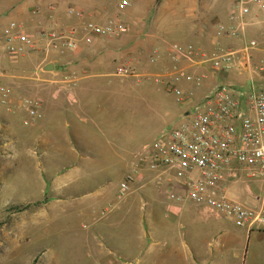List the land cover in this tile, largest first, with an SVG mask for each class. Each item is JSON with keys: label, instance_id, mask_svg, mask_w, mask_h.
Wrapping results in <instances>:
<instances>
[{"label": "rangeland", "instance_id": "obj_1", "mask_svg": "<svg viewBox=\"0 0 264 264\" xmlns=\"http://www.w3.org/2000/svg\"><path fill=\"white\" fill-rule=\"evenodd\" d=\"M21 1L25 0H0V10ZM29 1L35 2V11L39 12L42 25H46L49 8L56 6L49 4V0H40V3L38 0ZM103 1L111 14L116 15L111 19L131 25L138 21L146 22L143 36L165 38V46H159L155 52L149 49L147 59L165 54L172 60L166 47L175 42L182 43L179 36H182L186 24L183 9L178 6H165L163 9L154 4L145 7L139 1L135 8L128 5L120 10L117 8L119 0ZM202 1L207 5L199 6L214 7L223 2ZM63 3L77 5L72 0H62ZM64 6L61 10L66 14ZM223 9L225 13L229 8L223 5ZM23 10L29 12L26 8ZM63 24L74 26L75 23ZM29 25L34 30L39 22L33 19ZM254 28L248 26V37L261 38L250 36ZM130 34L126 32L123 35ZM224 40L235 43L236 39ZM220 42L214 51L228 44L222 39ZM42 52L43 45L37 41L36 50L24 56L9 57L8 61L0 63L1 73L7 75L0 76V84L21 83V87L13 89L15 100L9 109L0 107V264H194L197 248L204 252L205 247L210 248L217 241L257 239L258 231L252 232L250 237L249 234L245 236L246 226L237 224L234 219L206 217L201 207L190 206V213L187 210L179 212L171 205L169 208L165 196L159 201L158 213L156 210L152 212L154 204L147 196L146 187L118 197L119 184L133 167L138 143L132 146L107 143L109 129L105 126L101 129L98 146L78 152L80 167L68 168L72 160L54 151V145L48 142V130L39 125L44 120L43 114L35 124L24 125L25 111L16 106L18 99L36 96L37 88L48 85V76L36 74L31 67L28 68ZM262 56L263 52L253 51L251 72L255 79L258 78L255 66L262 64L259 62ZM22 62L26 67L21 66ZM249 74V69L241 72L231 70L227 74L211 69L201 78L200 85L205 87L204 91L222 83L246 85ZM182 83H185L184 78L176 82L177 85ZM206 83L209 85H204ZM166 95L172 106L177 104V95L173 91ZM43 106L40 105L41 113ZM128 113L130 111L125 113V107L118 102L106 113L105 120L117 118L122 120L118 121L119 126L121 123L132 125L134 121ZM91 121L87 118L85 122L89 128L92 127ZM67 132L66 127L63 133ZM61 138L59 136L62 142ZM152 138L148 135L145 141ZM243 178V186L249 184L254 194L261 193L258 182ZM184 204V208L189 206ZM254 227L262 228L264 223ZM245 263L240 256L231 255L220 261V264Z\"/></svg>", "mask_w": 264, "mask_h": 264}, {"label": "built area", "instance_id": "obj_2", "mask_svg": "<svg viewBox=\"0 0 264 264\" xmlns=\"http://www.w3.org/2000/svg\"><path fill=\"white\" fill-rule=\"evenodd\" d=\"M129 4L121 0L120 9ZM68 16L80 18L84 10L65 5ZM264 27V0H231L227 20L217 24L215 38L236 39L225 48L207 53L191 44L173 43L170 53L173 60L185 58L193 62H210L212 69L220 74L231 70L241 72L249 69L248 84H217L195 100L192 93L179 87L182 78L200 85L205 75H195L183 67L154 74L156 81L166 82L180 104L186 106L183 121L161 132L134 154L133 167L119 184L118 197L130 193L137 184H149L154 190L162 189L165 180L180 183L181 189H164L167 200L173 204L192 202L205 212L235 220L241 226L251 228L264 223V57L257 69L258 78L251 71L253 51L264 53V36L248 37V26ZM129 27L118 19L106 23L92 20L81 21L78 26L60 27L53 21L48 27L28 30L17 19L2 29L0 52L8 57L24 56L37 49V37L44 38L43 49H75L79 32L83 41L89 43L93 36H119ZM120 75H135L129 68L117 67ZM0 76H7L0 71ZM11 85L0 84V107L9 109ZM41 99L37 96L22 97L16 106L23 108L22 123L33 125L41 117ZM173 174V175H172ZM256 181L261 193L253 194L258 206L246 205L229 195V185L243 182L244 178ZM135 187H132L133 185Z\"/></svg>", "mask_w": 264, "mask_h": 264}, {"label": "crops", "instance_id": "obj_3", "mask_svg": "<svg viewBox=\"0 0 264 264\" xmlns=\"http://www.w3.org/2000/svg\"><path fill=\"white\" fill-rule=\"evenodd\" d=\"M72 1L77 4L74 6L84 10L82 17H71L64 14L61 9L66 4H62V0H49V4L53 3L56 8L52 9L48 6L51 10H49V19L46 25H42L43 22L40 15H38L39 12L36 13L35 11L37 6H35L34 1L25 0L9 4L5 10H0V34L10 20L14 19L20 20L28 30L35 31L41 27L49 26L53 21H56L60 27L69 26L64 25V22H73L75 23L74 26H78L81 21L87 20L103 24L116 16L111 14L103 0ZM120 1H118V4ZM128 1V5H132L134 8L136 2L140 1L145 7L154 4L163 9H165V6H178L183 9L186 24L183 27L182 36H179L182 39V43H180L182 45L191 44L210 53L219 46L220 39L223 43L225 42L224 39L226 38L216 40L215 31L219 22L227 20L228 12L224 13L223 5L229 8L231 0H223L222 4H216L214 7L209 5L208 8L204 5L199 6L203 3L207 5L206 1L202 0ZM37 2L40 3L41 1L38 0ZM46 2L48 3V1ZM134 3L135 5H133ZM125 7L120 9L117 5L120 10L125 9ZM24 8L29 12L25 13ZM59 11L61 12L59 13ZM33 19H36L39 25L31 30L32 26L29 24ZM126 25L129 27L128 32L131 33L129 36L123 34L113 37L93 36L92 41L89 43L83 41L80 33L76 32L77 36L75 37L78 39V46L75 49L62 51L43 49L41 56L34 58L28 66V68H32L34 73L46 75L49 78L47 79L48 85L37 88L35 93L41 99L40 105L44 104L43 113H41L44 120L39 125L48 130L47 134L50 136L48 142L50 145H54L52 147L55 149L54 151L72 160L68 168L80 167L79 161L81 159L77 157V154L81 152V149L87 150L99 145L103 126L109 129L107 143H115L120 146L130 144L132 146L138 143L137 151H139L143 144L150 142L161 132L169 130V125L172 124L174 127L183 121V113L187 105L184 106L177 102L172 106L166 95L172 90L168 88L165 80L160 82L152 79L151 77L154 74H162L178 66L185 68L191 74H204L206 76L207 72L212 69L211 64L207 62L197 63L185 58L173 60L170 53L171 46L169 45L166 49L172 60L165 54H158V57H154V59L153 57H149L150 60L147 59L149 49H153V52H155L159 46H165V38L143 36L142 32L147 26L146 22L143 21ZM250 33V36H264V27L255 26ZM245 36H248L247 31ZM37 41L41 42L44 47V38L38 36ZM240 41L241 39L235 40V43ZM225 43H228V41ZM8 59L9 57L4 52H0V63L6 62ZM153 60L154 63H151ZM47 62L53 63V70L44 71L42 69V66ZM23 63H21V66L25 65ZM120 65L129 68L135 75L118 74L117 67ZM204 85H209V83ZM178 86L188 93H192L195 100L200 99L204 92H207L204 91V86L196 85L192 81L185 80V83L178 84ZM11 87L10 100L14 102L13 89L21 87V83H13ZM118 102L125 107V113L128 110L130 111L128 117H132L134 124L125 126L121 123V126H119L120 122L118 121L120 119L116 118L108 122L105 120L106 113ZM87 118L92 120V127L90 128L85 124ZM66 127L68 132L64 134L63 131ZM148 135L153 136V138L145 141ZM59 136H62V142L59 140ZM59 145H65V147H59ZM242 183L244 182L239 181L230 184L229 195L243 204L258 206L259 202L253 198L254 192L249 184L245 183L243 186ZM144 187L148 188L147 196L154 204L152 212L156 210L157 213L160 207L159 201H162V196L166 197L164 189L171 188L179 191L182 188L178 182L165 180L160 190L152 189L149 184L143 186L137 184L132 191ZM243 187L245 190H243ZM145 203L147 204L148 201L145 200ZM184 203L189 206L184 208V205H186ZM170 205L179 212L187 210L188 213H190V206L200 207L192 202H183L177 205L169 202V208H171ZM202 213L206 217L232 219L209 214L203 209ZM256 231H258V235L254 234L256 240L243 242H235V240L217 241L214 246L205 247L204 252L197 248L194 254V264H220V261L228 258L229 255L240 256L246 262L245 264H264V227H246L245 236L249 234L250 237L251 233Z\"/></svg>", "mask_w": 264, "mask_h": 264}, {"label": "water", "instance_id": "obj_4", "mask_svg": "<svg viewBox=\"0 0 264 264\" xmlns=\"http://www.w3.org/2000/svg\"><path fill=\"white\" fill-rule=\"evenodd\" d=\"M42 69L44 71H51L53 70V63L52 62H47L42 66Z\"/></svg>", "mask_w": 264, "mask_h": 264}]
</instances>
